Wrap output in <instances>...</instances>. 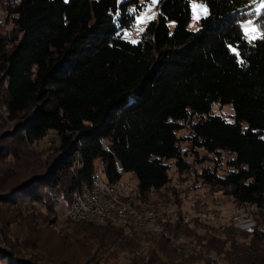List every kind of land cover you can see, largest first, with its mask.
Instances as JSON below:
<instances>
[{
	"label": "trees",
	"instance_id": "16d2710c",
	"mask_svg": "<svg viewBox=\"0 0 264 264\" xmlns=\"http://www.w3.org/2000/svg\"><path fill=\"white\" fill-rule=\"evenodd\" d=\"M194 1L207 13L191 29ZM144 4L14 0L6 9L3 264H116L122 257L126 264H264V4L159 0L157 17L129 39L124 32ZM249 20L259 23L251 43L242 31ZM214 105L233 113L225 117ZM100 164L110 182L137 177L139 191L127 200L139 211H162L157 230L128 233L112 221L69 217L57 226V206L92 183ZM217 194L231 205H257L255 227L182 218L189 202L210 213Z\"/></svg>",
	"mask_w": 264,
	"mask_h": 264
},
{
	"label": "bare ground",
	"instance_id": "6f19581e",
	"mask_svg": "<svg viewBox=\"0 0 264 264\" xmlns=\"http://www.w3.org/2000/svg\"><path fill=\"white\" fill-rule=\"evenodd\" d=\"M103 168L104 166L101 165L102 181L103 183H106L108 189H112V191L107 192V201H105L106 191H103L101 187H97V182L95 180L90 184H82L73 191L71 201L68 203L67 207L75 205L77 209H81L85 211V213H68L66 214L67 217L74 220H86L98 223L112 221L122 226L128 233L134 229L157 230L158 218L160 215H163L162 211H139L136 209L129 200H127L134 195L136 191H134L133 194L131 191L122 188L119 181H108L102 176ZM233 206L242 213H249V216H255L253 218V225H256L258 211L257 205ZM182 214V218L186 220V211H183ZM196 215H199V217L202 218V213L196 214V211L192 210V217ZM204 221L215 223L211 219H204ZM2 240L3 232L0 225V241L2 242ZM178 241L180 242V240Z\"/></svg>",
	"mask_w": 264,
	"mask_h": 264
},
{
	"label": "rangeland",
	"instance_id": "374dc122",
	"mask_svg": "<svg viewBox=\"0 0 264 264\" xmlns=\"http://www.w3.org/2000/svg\"><path fill=\"white\" fill-rule=\"evenodd\" d=\"M14 1V0H2L0 1V29L4 32H6L10 27L11 24L9 22H7L6 20V9L8 8L9 4ZM144 1V8L142 9V11L136 16L135 21L132 23V25L130 26V28L128 30H126L124 32V36L132 39V40H137L141 37V35L143 34L146 25L149 23V21H151L152 19L156 18L158 15V3L157 4H151L149 2V0H143ZM206 9V10H205ZM192 19L189 23V27L191 29H196L198 27V20L197 17H202L207 13V7L206 5H204L202 2L200 1H194L192 2ZM151 18V19H150ZM141 29H143V31H141ZM246 31L248 32V34L250 36H255L257 33V29L255 26L249 25L247 24L246 27ZM125 33H127V35H125ZM214 111L216 113L222 114L225 117L230 118V116L232 115L233 111L231 109V106L229 105H225V106H219V105H214L213 107ZM187 134V130H181L179 132V135H186ZM184 146L189 147L188 143H184ZM197 168L200 169L201 165H197ZM173 171V170H172ZM102 176L105 178L104 174H102ZM121 182L126 183V184H133V185H137V177L133 174V173H125L121 179ZM191 197L196 196L195 192L190 194ZM209 200L212 202V198L210 197ZM191 204V202L187 203L186 206L189 208V205ZM68 204L65 201H62L58 206H57V226L60 227L62 224V219L63 218H68L66 216V209H67ZM213 208H216V211H218L219 215H216L215 213H212L215 216H219L220 219H225L226 220V216L228 215V213L226 212L228 209L232 208V205L230 203H227V201L225 200V198H222L221 195L217 194V198L215 199V202L212 203L211 205V210ZM163 208H157V210H161ZM210 210V211H211ZM220 210L222 211V213H224L223 215L221 214ZM185 211V210H184ZM196 214L198 213L197 210ZM226 214V215H225ZM217 226H219V224H216ZM220 229V228H219ZM3 239H4V235H3ZM1 247L5 246L4 242H1ZM126 259L125 258H121L119 261H117L116 264H126ZM0 264H3L2 262H0ZM113 264V263H111Z\"/></svg>",
	"mask_w": 264,
	"mask_h": 264
},
{
	"label": "built area",
	"instance_id": "2783aa9c",
	"mask_svg": "<svg viewBox=\"0 0 264 264\" xmlns=\"http://www.w3.org/2000/svg\"><path fill=\"white\" fill-rule=\"evenodd\" d=\"M94 180L97 182V187H101L103 189V191H106L105 201H107V192L112 191V189H108V186L106 185V183H103V181H102L101 164L99 165V168L94 175ZM119 183H121L122 188L131 191V193H133V194H134V191H139V188H136V186L133 184H126V183H123L121 181H119ZM184 209L186 211V220L185 221H188L192 218V210H196V209L187 208V207ZM220 212L222 215L224 214V213H222L221 210H220ZM226 212L228 213V215L225 217L226 220L220 219L217 216H215L212 213V210L208 214L202 213V218H200V219L203 221H204V219H211L216 224H219V225L220 224L233 225L234 227H240L242 229H253L255 227L253 225V218L255 216H249V213H242L240 210L235 209L233 205H232V208L228 209ZM68 213H85V211H83L81 209H77L74 205L72 207H67L66 214H68ZM171 222H174L173 217L171 218Z\"/></svg>",
	"mask_w": 264,
	"mask_h": 264
},
{
	"label": "snow or ice",
	"instance_id": "6c2138e0",
	"mask_svg": "<svg viewBox=\"0 0 264 264\" xmlns=\"http://www.w3.org/2000/svg\"><path fill=\"white\" fill-rule=\"evenodd\" d=\"M149 2L151 4H157L159 2V0H149ZM204 2L206 4V0H204ZM261 3L264 4V0H261ZM199 19H201V17H197V20H199ZM247 24L252 25L253 24V21L252 20H249V21H247ZM256 27H259V23L256 24ZM141 31H143V29H141ZM242 31H244V35L247 37L248 36V32L244 30L243 26H242ZM125 35H127V33H125ZM260 38H264V36H261ZM255 39H256V37H250L249 38V42L251 43ZM132 43H136V41H132ZM231 50L239 57V52L235 48H232ZM238 62L243 63V61H239V60H238Z\"/></svg>",
	"mask_w": 264,
	"mask_h": 264
}]
</instances>
